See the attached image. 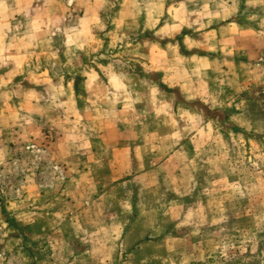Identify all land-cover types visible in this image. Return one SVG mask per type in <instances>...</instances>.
<instances>
[{
    "label": "rangeland",
    "instance_id": "obj_1",
    "mask_svg": "<svg viewBox=\"0 0 264 264\" xmlns=\"http://www.w3.org/2000/svg\"><path fill=\"white\" fill-rule=\"evenodd\" d=\"M0 264H264V0H0Z\"/></svg>",
    "mask_w": 264,
    "mask_h": 264
},
{
    "label": "crops",
    "instance_id": "obj_2",
    "mask_svg": "<svg viewBox=\"0 0 264 264\" xmlns=\"http://www.w3.org/2000/svg\"><path fill=\"white\" fill-rule=\"evenodd\" d=\"M90 82L89 79L86 80L85 82V88L89 87L90 86ZM95 86V85H94ZM110 88L108 86H106V90ZM100 91H105L104 87H101ZM96 108V107H94ZM41 133V131H39ZM54 134H55V142H54V145H52V147L54 148V156L55 158L57 157V151L59 150V147H60V144H63L64 142H70L71 145H74L72 148L71 147V151H74L75 150V145H77L76 147L78 148L79 145L83 142V141H86L85 144L83 143V145L81 146V148H83L85 150V152L87 151V154L85 156V162H89L92 164V166L94 167H99V166H103L105 165L104 161H102V164H101V161H100V156L102 155V152H104L105 150H107L108 148V143L107 142V138H108V135H109V131H79L77 129H74L73 131H53ZM88 135V137H86ZM114 136L118 135V132H115L113 134ZM93 136V137H92ZM94 138V139H93ZM95 138H98L100 139L101 141V147L100 148H96L95 147ZM82 157V156H81ZM89 159V160H88ZM57 160V159H56ZM80 160H83V158H79V161ZM75 161V160H74ZM78 161V162H79ZM109 162V161H108ZM82 179H76L75 178V182L72 181L74 184H78L80 185L82 183ZM75 187V186H74ZM73 187V184L71 185V188H69V195L72 196V194L76 191L75 188ZM77 200H75V204L76 202H78L80 197H75ZM74 200V199H73ZM88 200H90V197H88ZM82 201V200H81ZM86 201V200H84ZM87 211H85L86 213ZM91 212V211H90ZM97 221H102V222H99L101 224V226L103 227V229H107L110 230L112 228V225H114V222L112 221L111 223H107L105 221V218L104 217H99L97 219ZM93 245H89V247L92 248Z\"/></svg>",
    "mask_w": 264,
    "mask_h": 264
},
{
    "label": "trees",
    "instance_id": "obj_3",
    "mask_svg": "<svg viewBox=\"0 0 264 264\" xmlns=\"http://www.w3.org/2000/svg\"><path fill=\"white\" fill-rule=\"evenodd\" d=\"M162 88H165L164 85H160Z\"/></svg>",
    "mask_w": 264,
    "mask_h": 264
}]
</instances>
